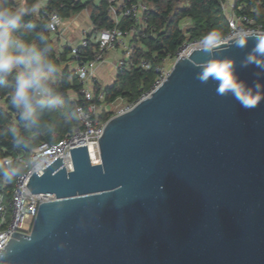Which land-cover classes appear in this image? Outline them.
Returning <instances> with one entry per match:
<instances>
[{
    "label": "water",
    "instance_id": "obj_1",
    "mask_svg": "<svg viewBox=\"0 0 264 264\" xmlns=\"http://www.w3.org/2000/svg\"><path fill=\"white\" fill-rule=\"evenodd\" d=\"M233 36L217 55L264 82V69L243 67L255 40L241 49ZM199 49L106 121L98 162L81 140L64 166L56 157L32 173L30 192L54 198L29 233H11L3 264H264V101L244 108L202 84Z\"/></svg>",
    "mask_w": 264,
    "mask_h": 264
},
{
    "label": "trees",
    "instance_id": "obj_2",
    "mask_svg": "<svg viewBox=\"0 0 264 264\" xmlns=\"http://www.w3.org/2000/svg\"><path fill=\"white\" fill-rule=\"evenodd\" d=\"M145 1L149 6L148 20L155 27V35L136 42L128 66L116 71L112 82L105 85L106 108L100 114L103 121L115 115L116 110L109 105L117 99L123 101V108L133 104L141 93L151 88L156 77L154 67L143 69L138 65L140 58L159 59L173 54L185 40L205 36L210 31H215L220 36L228 32L226 14L220 0ZM50 3L64 17H71L86 8L90 20L98 30L113 23V19L106 14V0H51ZM0 4L29 8V14L17 30L18 35L40 45L52 59L56 65V71L52 74L53 88L62 100L57 107L42 111L37 125L27 126L10 105L11 83L0 81V172H3L11 168L24 169L23 163L17 160L18 156L27 160L31 148L42 142H55L68 136L71 129L79 124L76 105L81 103L82 96L79 93L81 85L78 75L69 63L71 57L67 51H57L56 41L50 35L46 22L40 18L37 10L30 8L37 4V0H0ZM233 5L236 12L252 16L257 22L264 24V0H234ZM241 5L242 8L238 9ZM127 23V18L121 20L122 27ZM86 38L87 45L80 46V49L87 58H91L98 38L96 34L87 35ZM97 90L98 87H94V93ZM6 158L12 159L9 165L4 163ZM14 179L8 180L0 175V192L7 202L12 195Z\"/></svg>",
    "mask_w": 264,
    "mask_h": 264
},
{
    "label": "built area",
    "instance_id": "obj_3",
    "mask_svg": "<svg viewBox=\"0 0 264 264\" xmlns=\"http://www.w3.org/2000/svg\"><path fill=\"white\" fill-rule=\"evenodd\" d=\"M51 0H37L40 7L37 10L48 27L52 38L60 36L61 31L71 26L70 18L60 15L55 6H51ZM83 2L84 0H73ZM221 6L226 14L228 22V32L221 36V43L238 32H264V24L257 22L252 16L238 13L234 10L233 2L227 5L226 0H220ZM62 4V3H61ZM242 5L238 7L241 9ZM106 14L113 19L110 26L98 30L89 18L87 9L84 8L77 13L85 14L88 20L86 28L78 27L79 43L73 45L66 42L62 45V50L67 51L71 59L75 62V72L78 75L81 88L79 93L82 96L81 103L76 105V115L79 124L74 126L69 135L55 142H42L31 148L27 160L17 157L23 163L22 175L14 179V187L10 200L5 201L4 194L0 192V248L4 246L11 233H29L39 202L54 198V195L45 193H31L26 186L28 178L32 173L41 174L46 165L56 157L62 159L63 153L71 144L83 140L84 146L88 148L91 160L99 161V153L95 138L100 136L106 121L100 117L104 104L105 84L99 81L96 73L97 66L104 61L105 54L109 51L121 50V55L113 63L114 71L121 70L128 66L130 56L134 51V45L142 39L154 36L155 27L149 23V6L145 0H106ZM56 17V21H52ZM127 18L129 23L122 27L121 20ZM186 24V23H185ZM80 29V30H79ZM97 35L98 43L93 50L91 58L83 53L80 46L87 45V35ZM185 40L173 54L152 58H140L138 65L143 69L154 67L156 77L148 91L141 93L140 97L133 104L128 105L115 114L122 113L132 107L136 102L150 95L169 75L174 62L181 54L188 56L193 49L201 48L202 38ZM60 59V56L57 57ZM98 87L94 93V87ZM122 101L121 99H117ZM11 158H6L4 163L9 165Z\"/></svg>",
    "mask_w": 264,
    "mask_h": 264
},
{
    "label": "clouds",
    "instance_id": "obj_4",
    "mask_svg": "<svg viewBox=\"0 0 264 264\" xmlns=\"http://www.w3.org/2000/svg\"><path fill=\"white\" fill-rule=\"evenodd\" d=\"M39 7V4L30 6L31 10ZM28 14L27 7L0 4V81L11 83V107L25 125L33 126L38 124L42 111L57 107L62 100L53 88L52 74L56 65L52 59L40 45L18 35L17 30ZM52 21L55 22L56 17H52ZM249 39H254L255 44L245 57L243 67L254 65L264 69V34L238 32L233 36L235 46L241 49L247 46ZM201 44L199 51L206 53L207 59L196 64L197 80L202 84L213 82L217 95L231 96L244 108H255L264 101V82L257 80L250 84L241 79L233 59L217 55V49L222 47L219 33L208 32ZM22 173V168H11L0 175L12 180ZM4 254L6 248L0 250V264H3Z\"/></svg>",
    "mask_w": 264,
    "mask_h": 264
},
{
    "label": "crops",
    "instance_id": "obj_5",
    "mask_svg": "<svg viewBox=\"0 0 264 264\" xmlns=\"http://www.w3.org/2000/svg\"><path fill=\"white\" fill-rule=\"evenodd\" d=\"M17 1L22 2L23 0H17ZM227 1H231V0H227ZM73 16H75V18L79 20L80 22L79 28H84V27L86 28V26H88V20L84 13L78 16L77 14H75ZM77 31H78V27L71 25L68 29H64L63 31H61V34L59 37L55 36L53 38L54 41H56V48L58 52H61L62 45L66 42H69L73 45H77L79 43L80 40L77 35L78 34ZM107 54L108 55L105 56L104 61H102L96 68V73L99 78V81L105 85L108 84V76H110L109 70H112V72L115 73L113 69V62L111 61V59L118 58L121 55V53L119 52V50H115V51H110V53H107ZM69 63L72 68H75V62L73 60H70ZM112 80H113V77H112ZM112 80L109 83H111Z\"/></svg>",
    "mask_w": 264,
    "mask_h": 264
},
{
    "label": "rangeland",
    "instance_id": "obj_6",
    "mask_svg": "<svg viewBox=\"0 0 264 264\" xmlns=\"http://www.w3.org/2000/svg\"><path fill=\"white\" fill-rule=\"evenodd\" d=\"M226 1H227V0H226ZM232 1H233V0H231V1H227V5H228V7H229V4L232 3ZM70 22H71V25L76 26V27H79V25H80L79 20L76 19L75 16H72V17L70 18ZM119 52H121V50H119ZM107 53H110V51L107 52ZM107 53L105 54V56L108 55ZM110 57H111V56H110ZM115 59H116V58H113V59H111V61L114 63ZM109 72H110V76H108V83L112 80V77L114 78V75H115V73L112 72V70H109ZM122 103H123V101L116 100L114 103H112V104L109 105V106L112 107L113 109H115L116 111H118V110L121 109ZM125 107H126V106H125ZM123 108H124V107H123Z\"/></svg>",
    "mask_w": 264,
    "mask_h": 264
},
{
    "label": "bare ground",
    "instance_id": "obj_7",
    "mask_svg": "<svg viewBox=\"0 0 264 264\" xmlns=\"http://www.w3.org/2000/svg\"><path fill=\"white\" fill-rule=\"evenodd\" d=\"M93 162H97L96 160H93Z\"/></svg>",
    "mask_w": 264,
    "mask_h": 264
}]
</instances>
